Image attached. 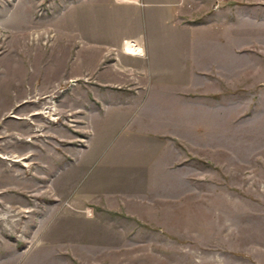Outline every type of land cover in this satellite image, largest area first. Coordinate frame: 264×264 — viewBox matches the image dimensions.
<instances>
[{
  "label": "rangeland",
  "instance_id": "rangeland-1",
  "mask_svg": "<svg viewBox=\"0 0 264 264\" xmlns=\"http://www.w3.org/2000/svg\"><path fill=\"white\" fill-rule=\"evenodd\" d=\"M72 1L0 0V264H264V0H209L228 85L180 104V134L91 165L63 23L101 2Z\"/></svg>",
  "mask_w": 264,
  "mask_h": 264
},
{
  "label": "crops",
  "instance_id": "crops-1",
  "mask_svg": "<svg viewBox=\"0 0 264 264\" xmlns=\"http://www.w3.org/2000/svg\"><path fill=\"white\" fill-rule=\"evenodd\" d=\"M100 2L82 6L63 23V40L72 39L73 45L63 83H75V116L86 121L80 126L90 137L82 152L85 165L107 157L127 135L180 134L179 120L192 117L180 104L204 92L197 88L228 85L220 66L227 32L211 18L209 0ZM219 6L216 17L223 3ZM196 17L208 20L196 24ZM127 41L132 44L126 48ZM234 71L235 80H242V67L239 75ZM166 140L178 153L174 141Z\"/></svg>",
  "mask_w": 264,
  "mask_h": 264
},
{
  "label": "bare ground",
  "instance_id": "bare-ground-1",
  "mask_svg": "<svg viewBox=\"0 0 264 264\" xmlns=\"http://www.w3.org/2000/svg\"><path fill=\"white\" fill-rule=\"evenodd\" d=\"M129 42H132V41H129ZM126 44H127V42H125V47H126Z\"/></svg>",
  "mask_w": 264,
  "mask_h": 264
},
{
  "label": "built area",
  "instance_id": "built-area-1",
  "mask_svg": "<svg viewBox=\"0 0 264 264\" xmlns=\"http://www.w3.org/2000/svg\"><path fill=\"white\" fill-rule=\"evenodd\" d=\"M134 43V42H133ZM135 44V43H134ZM136 45V44H135Z\"/></svg>",
  "mask_w": 264,
  "mask_h": 264
}]
</instances>
